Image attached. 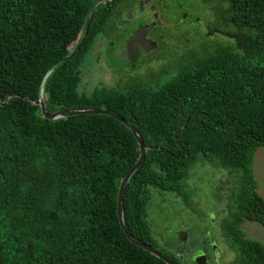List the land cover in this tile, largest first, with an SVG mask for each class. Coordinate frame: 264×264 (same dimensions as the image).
<instances>
[{"label": "trees", "instance_id": "1", "mask_svg": "<svg viewBox=\"0 0 264 264\" xmlns=\"http://www.w3.org/2000/svg\"><path fill=\"white\" fill-rule=\"evenodd\" d=\"M95 1L0 0V101L13 94L0 105V264H166L129 242L117 221L118 184L138 157L132 133L108 115L45 119L31 102L40 87L47 112L106 109L139 133L143 160L122 200L133 237L153 247L150 188L184 197L190 165L213 162L238 173L223 224L233 263L264 264V246L240 228L243 221L264 227L251 168L264 147V0H222V39L204 38L202 52L173 72L82 93L80 66L94 40L111 32L122 3H97L80 45L63 60Z\"/></svg>", "mask_w": 264, "mask_h": 264}, {"label": "rangeland", "instance_id": "2", "mask_svg": "<svg viewBox=\"0 0 264 264\" xmlns=\"http://www.w3.org/2000/svg\"><path fill=\"white\" fill-rule=\"evenodd\" d=\"M157 2L160 24L150 31L152 37L156 35L155 48L150 52L141 53L135 60L130 61V64L115 59L109 53L106 55L105 52L109 51L107 46L102 47L103 58L98 57L93 50L80 66L79 92H90L95 87L107 86L114 81H132L141 76L143 79L154 78L158 74L152 71L160 68L164 70L166 67L165 71L171 73L185 57L190 55L188 52L189 54L179 57L178 55L181 54L179 52L182 50L179 48L177 55L176 45H181L185 41L188 46L186 42L188 40L189 49L200 53L203 50L202 46L205 45L204 38L222 39L219 32L224 25L219 17L221 9L225 6L222 0H157ZM215 29L213 35H206L209 30ZM208 42L212 44V41ZM161 55L167 56L160 58ZM160 76L158 75L156 79ZM251 168L256 180V190L264 198L263 146L253 152ZM237 176L238 173L224 169L213 162L197 160L190 165L186 177L180 183L185 189L184 197L172 191L150 188L145 211L153 238V247L166 255L172 254L165 242L170 241L176 245L181 243L176 232L187 227L205 232V235L209 236L210 232L207 230L212 223L213 238L219 240L221 237L220 247L229 249L235 255V250L225 236L226 229L223 224L233 209ZM240 228L247 238L256 240L264 246L263 226L256 222L243 221ZM223 259L227 264H234L230 263L232 255L229 253Z\"/></svg>", "mask_w": 264, "mask_h": 264}, {"label": "flooded vegetation", "instance_id": "3", "mask_svg": "<svg viewBox=\"0 0 264 264\" xmlns=\"http://www.w3.org/2000/svg\"><path fill=\"white\" fill-rule=\"evenodd\" d=\"M157 4V0H122L119 10L116 15L113 16L114 20L113 25H111V32L103 35L104 37L101 36L94 40L87 57L95 50L97 56L103 58L101 52H103L102 47L104 46H107V49L110 51H106V55L109 53L110 56H113L116 49L125 47L122 57H129V60L123 61L129 63L131 59L135 60L141 53L150 52L154 49L157 44L156 38L154 37L156 35L152 37L150 31L153 27L156 25L159 26L160 24ZM128 25H130L128 28L132 25H134V27L128 30ZM120 36L121 38L119 39ZM158 36L160 37L161 34ZM186 42L189 46V41L187 40ZM188 46H186L185 41H183L181 45H176L177 50L175 52H177L178 55L179 48L182 50V52H179L181 53L178 55L179 57L186 55V53H194L195 50L191 48L190 50ZM166 56L167 55H161L160 58ZM88 63H90L89 58ZM133 66L131 67L133 68ZM211 225L212 223H210V227L207 230L210 232L209 236L205 235V232L196 231L194 228H192V230L186 227L178 231L184 235L183 238L177 235L181 243L176 245L167 241L165 244L173 252L172 254L183 264H227L223 258L228 253L232 255L233 261L234 254L229 249L220 247L222 242L221 237L219 239L221 241H219L211 235ZM232 261L230 263H233Z\"/></svg>", "mask_w": 264, "mask_h": 264}, {"label": "water", "instance_id": "4", "mask_svg": "<svg viewBox=\"0 0 264 264\" xmlns=\"http://www.w3.org/2000/svg\"><path fill=\"white\" fill-rule=\"evenodd\" d=\"M102 0H96L95 2H93L89 8V12L86 14L85 16V22L83 25V28L79 34V37L77 39L76 44L74 45V47L69 51L68 55H66V57L63 58V60H65L66 58H68L69 55L73 54V52L77 49V47L80 45L83 36H84V32L86 30V25H87V19L89 17L90 11L91 9L99 2H101ZM125 47H121L120 49H116L113 53V56L115 59L118 60H129L126 57H122V53L124 52ZM134 60V59H133ZM132 59L130 61H133ZM50 69L46 72V74L43 76L42 82L44 80V78L46 77V75L49 73ZM41 82V83H42ZM13 94H8L5 96L4 100L1 102L0 101V105L4 104L6 99L11 96ZM34 105H38L39 106V110H40V114L43 118L48 119V120H53V119H57V118H62V117H66L69 115H78V114H99V115H108L110 117H112L113 119H116L118 122H120L122 125H124L133 135L136 144L138 146V157L137 159L134 161V163L129 167V169L126 171V173L123 175V177L120 179L119 184H118V189H117V194H116V215H117V221L118 224L120 226L121 231L123 232L124 236L128 239L129 242H131L133 245L153 254L154 256L158 257L159 259H161L163 262H165L166 264H174L166 255H164L162 252H160L159 250H157L156 248L152 247L149 244H146L140 240H138L137 238L133 237L125 228V225L123 223V219H122V200H123V193H124V188L130 178V176L132 175V173L139 167V165L142 163L143 160V155H144V144L141 140V137L139 135V133L135 130V128L129 123L127 122L125 119H123L121 116H119L118 114L106 110V109H101V108H68V109H64V110H59V111H53V112H47L44 106V102L41 98V87L39 89V94H38V98L35 100L31 101ZM177 235H179L180 238H183V234L182 233H177Z\"/></svg>", "mask_w": 264, "mask_h": 264}]
</instances>
